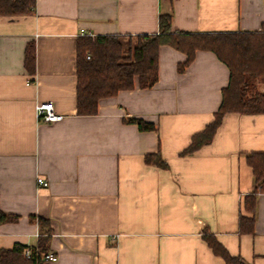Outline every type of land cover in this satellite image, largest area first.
<instances>
[{
  "label": "crops",
  "instance_id": "1",
  "mask_svg": "<svg viewBox=\"0 0 264 264\" xmlns=\"http://www.w3.org/2000/svg\"><path fill=\"white\" fill-rule=\"evenodd\" d=\"M161 13L172 14L173 31H256L264 0H36L29 14L0 15V210L19 217L0 224V248L34 245L50 229L58 259L45 264H227L211 235L246 264H264V188L247 160L264 151V113H227L211 143L183 154L229 84L213 51L198 50L181 71L187 55L162 45L153 87L136 81L101 99L97 114L77 112L78 38L121 35L126 45L159 32ZM44 101L64 118L39 120ZM242 217L254 219L252 231H241Z\"/></svg>",
  "mask_w": 264,
  "mask_h": 264
},
{
  "label": "trees",
  "instance_id": "2",
  "mask_svg": "<svg viewBox=\"0 0 264 264\" xmlns=\"http://www.w3.org/2000/svg\"><path fill=\"white\" fill-rule=\"evenodd\" d=\"M36 0H0V15L19 16L29 14ZM159 32L128 36L126 47L121 35H83L78 38L77 54V112L80 115L98 113L99 102L113 97L122 90L136 86L151 88L159 79V51L162 45H170L187 55L179 70H184L195 58L198 50L213 51L230 69L229 84L223 89V98L215 119L206 128L193 136L190 146L183 151L189 154L209 144L229 112L264 113V92L257 89L255 80H264V23L260 30L238 32H186L173 31L172 14L159 15ZM25 65L30 73L36 68V44L31 41L26 48ZM141 130L155 129L153 122L141 118H129ZM247 160L253 167L255 181L264 188V151L252 152ZM147 163L166 166L159 154L146 156ZM251 199V200H250ZM251 209L256 198L249 196ZM18 215L0 210V224L14 222ZM37 218L40 226L48 220ZM253 218H241V231H252ZM207 240L227 264H246L240 257L231 254L213 236ZM51 230L41 233L34 245L16 243L12 248H0V264H45L43 256L50 250ZM33 255L26 258L25 248Z\"/></svg>",
  "mask_w": 264,
  "mask_h": 264
},
{
  "label": "built area",
  "instance_id": "3",
  "mask_svg": "<svg viewBox=\"0 0 264 264\" xmlns=\"http://www.w3.org/2000/svg\"><path fill=\"white\" fill-rule=\"evenodd\" d=\"M36 116L39 120H43L48 123H54L60 121L64 118L62 113L56 111L54 103L52 101H44L36 104ZM37 183L40 186L47 187L49 186V181L45 177L39 175L37 177ZM23 254L26 258H30L33 255V250L30 247L24 249ZM44 260L55 261L58 259V256L49 251L43 256Z\"/></svg>",
  "mask_w": 264,
  "mask_h": 264
},
{
  "label": "rangeland",
  "instance_id": "4",
  "mask_svg": "<svg viewBox=\"0 0 264 264\" xmlns=\"http://www.w3.org/2000/svg\"><path fill=\"white\" fill-rule=\"evenodd\" d=\"M128 43H129V41L126 43V46L129 45ZM260 81H263V82H264V80H262V79H258V78L255 80V83H256L257 89H258L259 91H260V89H259V84H258V83H259Z\"/></svg>",
  "mask_w": 264,
  "mask_h": 264
}]
</instances>
